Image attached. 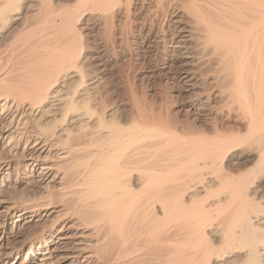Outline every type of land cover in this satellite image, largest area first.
<instances>
[{
    "label": "bare ground",
    "instance_id": "6f19581e",
    "mask_svg": "<svg viewBox=\"0 0 264 264\" xmlns=\"http://www.w3.org/2000/svg\"><path fill=\"white\" fill-rule=\"evenodd\" d=\"M0 264H264V0H0Z\"/></svg>",
    "mask_w": 264,
    "mask_h": 264
},
{
    "label": "rangeland",
    "instance_id": "374dc122",
    "mask_svg": "<svg viewBox=\"0 0 264 264\" xmlns=\"http://www.w3.org/2000/svg\"><path fill=\"white\" fill-rule=\"evenodd\" d=\"M72 4L73 3H70V5H72ZM86 11L87 12L84 11L85 13L82 12L80 15H78L75 18V22H74V23H76V26L81 29V33L83 34V46H84L83 51L84 50L85 51L83 52L82 56L83 57H86V56L91 57V56H97V55L101 56L102 52L100 54H98L99 49L95 48V47H97L98 42H100V40H99L100 39V34H99L100 30L91 24L92 21L87 20V16L89 14H91V12L89 10H86ZM34 21H35V19L34 20L32 19L31 23H33ZM92 49H94V50H92ZM113 53L114 52L111 51L110 53L107 52L106 54L102 55V57L100 58V63L102 65L99 66V68L97 70L98 71L97 74H99V76L101 78H103L102 79V85H103L102 91L104 93L106 92L107 94H110V96H112V97H116V101L119 104V106H121L123 109H128L129 107L126 103V98L128 99L129 93L127 94V91H126L127 87H125L126 86L125 81L122 80L123 78L119 76L120 70L126 68L125 67L126 61H123L124 59L120 58L119 57L120 55H117V54L115 55V53L114 54ZM112 54H113V56H112ZM94 61H96V60H94ZM121 62H122V64H121ZM135 74H136V78L134 79V83L136 84V86L138 85L137 86L138 88L141 87L140 89H138L136 87V91L140 90L142 95L145 92L148 95V96L147 95L145 96L146 99L150 100L148 102L154 101L155 99H157L160 95H162L164 93L162 90L160 91V88L157 87L155 84L156 82H158L159 80L162 79L160 76L147 77L146 72L145 71L143 72V70H138V71H136ZM142 81H143V83H142ZM140 83H142L143 85ZM154 90H156V91H154ZM157 90H158V93H160V94L157 93ZM140 91H138V92L140 93ZM114 93H115V95H114ZM141 94H139V95H141ZM150 96L152 99L150 98ZM26 194L29 196H27ZM35 194L36 193H34V195H33L32 192L24 193V197L26 195L27 197L34 198ZM68 195L66 196V198H64V199H66L67 202H64L65 204H63L66 208L71 207L70 204H73V203H71L72 202L71 199L75 198V197L70 196L71 194H68ZM38 197H39V195H37L35 198H38ZM69 197H72V198L70 199ZM57 200L60 202L59 198ZM58 201L55 200L54 203L58 205ZM69 201H71V202H69ZM26 249H27V247H24L19 252L18 257H20L21 260L23 259L24 255H25ZM103 254H105L104 257H107L110 254V252L108 250V253L104 252Z\"/></svg>",
    "mask_w": 264,
    "mask_h": 264
}]
</instances>
